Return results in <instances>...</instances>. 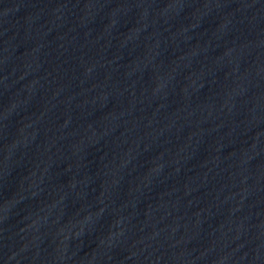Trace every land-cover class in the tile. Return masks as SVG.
Instances as JSON below:
<instances>
[{
    "label": "water",
    "instance_id": "obj_1",
    "mask_svg": "<svg viewBox=\"0 0 264 264\" xmlns=\"http://www.w3.org/2000/svg\"><path fill=\"white\" fill-rule=\"evenodd\" d=\"M0 264H264V0H0Z\"/></svg>",
    "mask_w": 264,
    "mask_h": 264
}]
</instances>
